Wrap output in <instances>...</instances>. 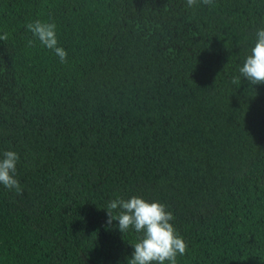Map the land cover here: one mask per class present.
<instances>
[{
    "label": "trees",
    "instance_id": "trees-1",
    "mask_svg": "<svg viewBox=\"0 0 264 264\" xmlns=\"http://www.w3.org/2000/svg\"><path fill=\"white\" fill-rule=\"evenodd\" d=\"M260 28L264 0H0V158L23 189L0 185V264H127L139 234L105 208L132 196L173 213L178 264H264V84L233 83Z\"/></svg>",
    "mask_w": 264,
    "mask_h": 264
},
{
    "label": "clouds",
    "instance_id": "clouds-1",
    "mask_svg": "<svg viewBox=\"0 0 264 264\" xmlns=\"http://www.w3.org/2000/svg\"><path fill=\"white\" fill-rule=\"evenodd\" d=\"M213 3L214 0H185L187 8L200 5L211 7ZM26 28L41 45L53 51L61 63L67 62V50L59 46L54 23L35 20L28 23ZM7 38V33L0 35V40ZM33 42L30 40L29 44ZM238 72L233 83L239 84L243 77L251 84H264V28L257 30L251 53L244 59ZM18 161L19 155L15 151L3 153V158H0V185L19 195L23 189L16 179ZM105 209L108 214L107 224L111 225L113 220H118L121 233L134 230L139 234L127 264H178L177 257L186 254L187 244L174 224L170 223L175 217L171 211L166 210L165 204L159 201L148 202L137 196L127 200L117 197Z\"/></svg>",
    "mask_w": 264,
    "mask_h": 264
}]
</instances>
